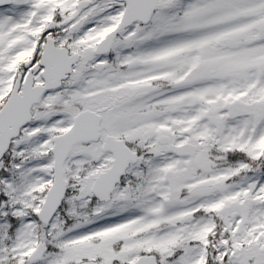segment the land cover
I'll return each mask as SVG.
<instances>
[{
    "label": "snow or ice",
    "instance_id": "6c2138e0",
    "mask_svg": "<svg viewBox=\"0 0 264 264\" xmlns=\"http://www.w3.org/2000/svg\"><path fill=\"white\" fill-rule=\"evenodd\" d=\"M0 264H264V0H0Z\"/></svg>",
    "mask_w": 264,
    "mask_h": 264
}]
</instances>
